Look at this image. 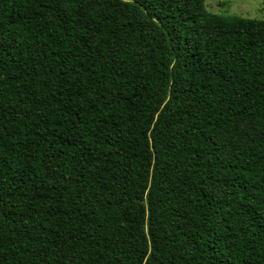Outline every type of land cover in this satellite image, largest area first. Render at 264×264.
<instances>
[{
  "label": "trees",
  "instance_id": "obj_1",
  "mask_svg": "<svg viewBox=\"0 0 264 264\" xmlns=\"http://www.w3.org/2000/svg\"><path fill=\"white\" fill-rule=\"evenodd\" d=\"M0 264H264V20L0 0Z\"/></svg>",
  "mask_w": 264,
  "mask_h": 264
},
{
  "label": "rangeland",
  "instance_id": "obj_2",
  "mask_svg": "<svg viewBox=\"0 0 264 264\" xmlns=\"http://www.w3.org/2000/svg\"><path fill=\"white\" fill-rule=\"evenodd\" d=\"M205 7L212 13L264 20V0H205Z\"/></svg>",
  "mask_w": 264,
  "mask_h": 264
}]
</instances>
